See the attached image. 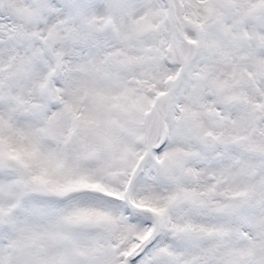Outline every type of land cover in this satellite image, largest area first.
Listing matches in <instances>:
<instances>
[{"label":"snow or ice","instance_id":"obj_1","mask_svg":"<svg viewBox=\"0 0 264 264\" xmlns=\"http://www.w3.org/2000/svg\"><path fill=\"white\" fill-rule=\"evenodd\" d=\"M0 264H264V0H0Z\"/></svg>","mask_w":264,"mask_h":264}]
</instances>
